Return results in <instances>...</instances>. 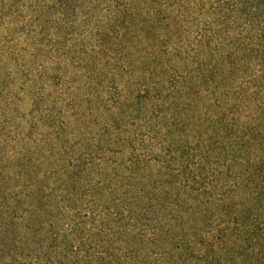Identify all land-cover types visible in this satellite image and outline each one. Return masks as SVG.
I'll return each instance as SVG.
<instances>
[{
  "label": "trees",
  "instance_id": "obj_1",
  "mask_svg": "<svg viewBox=\"0 0 264 264\" xmlns=\"http://www.w3.org/2000/svg\"><path fill=\"white\" fill-rule=\"evenodd\" d=\"M77 1L0 0V45L24 42L35 50L39 40L32 28L41 31L45 8L53 4L64 10ZM139 1L110 2L121 25L143 31V24L149 23L142 39L150 42L148 52L158 63V56L174 49L162 39L161 30L153 33L154 27L176 30L183 20L168 13L167 4L159 7L156 0ZM214 2L217 9L211 17L223 15L234 27L226 29L231 33L230 51L264 70V0ZM21 14L26 15L25 21ZM210 32L197 48L209 49L203 43L215 38ZM11 48H0L6 51L0 53V67L20 58ZM187 52L181 48L176 55L185 59ZM184 68L180 75L187 87L184 93H176L179 84H174L166 99L149 98L146 89L135 93L132 101L148 104L151 116H164L172 127L185 102L198 94L194 81L204 77L198 69H189L188 63H183ZM213 75L206 80L214 81ZM225 111L216 119L192 112L204 119L200 126L206 125V132L213 133V127L218 144L223 140L235 145L234 151L220 155L226 157L210 181L208 139L193 149L179 145L181 139L148 138L145 153L137 155L118 118L112 120L118 124L115 129L95 116L93 126L101 135L81 147L79 143L68 146L65 158L35 156L29 150H15L13 155L1 145L0 264H264V137L255 135V128L249 134L240 130L241 135H231L232 124L223 121ZM55 129L42 134L44 142L54 149L59 144L67 148L61 127ZM251 150L256 152L252 157Z\"/></svg>",
  "mask_w": 264,
  "mask_h": 264
},
{
  "label": "rangeland",
  "instance_id": "obj_2",
  "mask_svg": "<svg viewBox=\"0 0 264 264\" xmlns=\"http://www.w3.org/2000/svg\"><path fill=\"white\" fill-rule=\"evenodd\" d=\"M110 1L79 0L75 7L70 5L64 10L51 4V9L45 8L41 31L32 28V35L39 40L35 50L24 42L0 45L5 50L15 45L10 50L20 54V58H15L18 60L13 57L0 67L3 68L0 77V146L14 152L13 155L15 150H29L35 156L38 153L65 158L69 156L68 146L79 143L81 147L101 135L93 126L97 122L95 116L115 129L118 124L112 120L118 118L135 144L133 148L137 155L145 153L148 138L157 142L181 139L179 145L193 149L208 139L211 149L206 177L210 181L213 170L226 157L220 155L234 151L235 145L223 140L218 144L219 135L214 134L213 127V133L206 132V125L200 126L204 121L200 117L216 119L226 109L223 121L232 124L231 135H241L240 130L249 134L250 129L255 128V135L264 137V70L252 65L248 57L230 51L227 37L231 33L226 29L231 31L234 27L225 22L223 15L211 17L217 9L214 0L155 1L159 7L167 4L168 13L183 20L176 30L171 26L166 30L154 27L153 33L161 30L162 39L170 41L174 49L172 53L158 56V63L148 52L150 42L142 39L144 27L149 23L143 24V31L121 25ZM61 11L65 12L63 16L59 14ZM163 14L165 17L170 15ZM21 16L25 21L26 15ZM211 30L215 38L207 39ZM99 37L104 41L101 42ZM205 37L203 45L207 44L209 49L197 48ZM181 48L188 50L185 59L176 55ZM194 50L198 51L196 55ZM183 63H188L189 69H198L204 77L197 82L193 80L198 94L189 98L191 102H185V110L173 120L171 127L164 116H151L148 104H139L132 98L135 93L150 89L147 92L149 98L166 99L165 93H171L170 87L174 84H179L176 93H184L187 87L180 82L183 78L180 75L185 73V68L181 69ZM157 72H160L158 76L155 75ZM211 72L214 73L212 82L206 80ZM192 112H199L201 116ZM57 126L61 127L64 136L62 144L68 141L65 149L61 144L54 149L44 142L46 138L42 134L53 133ZM167 127L171 128L168 133L164 132ZM199 127H202L201 131ZM251 154L256 152L251 150Z\"/></svg>",
  "mask_w": 264,
  "mask_h": 264
}]
</instances>
